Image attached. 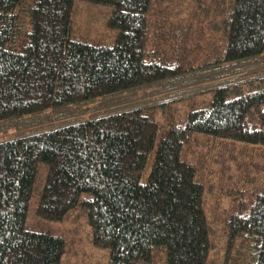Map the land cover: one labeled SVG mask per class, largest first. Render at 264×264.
<instances>
[{"label": "trees", "instance_id": "trees-1", "mask_svg": "<svg viewBox=\"0 0 264 264\" xmlns=\"http://www.w3.org/2000/svg\"><path fill=\"white\" fill-rule=\"evenodd\" d=\"M74 1L0 0V264H64L34 196L35 218L79 209L106 264H264V162L239 144L264 157V0H86L112 44L70 37ZM243 178L249 206L210 214L203 179Z\"/></svg>", "mask_w": 264, "mask_h": 264}, {"label": "rangeland", "instance_id": "rangeland-1", "mask_svg": "<svg viewBox=\"0 0 264 264\" xmlns=\"http://www.w3.org/2000/svg\"><path fill=\"white\" fill-rule=\"evenodd\" d=\"M110 7L103 3H92L86 0H75L73 6L72 22L70 37L72 39L90 41L93 39H98L102 43L112 44L116 36V30L107 27V17L109 14ZM252 77H256L254 83L264 82V72L259 71L253 73ZM210 138V137H209ZM245 148L252 150L251 159L253 160V167L255 163L264 162V157H261L253 153L252 145L247 143H239ZM246 160L248 156H245ZM150 169V163L143 173L142 180L145 179L147 172ZM228 173V172H227ZM254 174L253 171L245 170L244 177L246 174ZM216 177V174L213 175ZM256 180H260L257 178ZM210 181V180H209ZM228 183H223L218 180L216 183L213 181L212 187L207 185V180L203 179L204 186V206L208 209L209 213H212V206H208L207 202L212 201L214 206H217V210H226L228 207H232L233 211H236V206L239 201H244L249 206V200L253 197L250 193L253 191V186L256 182L246 181L240 179L238 183L229 180ZM259 183H256L258 185ZM36 197L34 196L31 200L29 207L27 222L35 230H49L53 233L62 235L68 242L67 248L62 256V262L64 264H106L108 260V250L106 248L95 246L92 244L89 238V227L85 222L84 216L80 215L79 209L71 210L62 221H49L34 217L32 214L33 207L35 205ZM32 211V212H31ZM86 227V230L83 229ZM72 228L77 230L76 238L79 240V244L76 248L71 247V241L73 238L68 236L67 230ZM220 227H215V231L212 234V238L217 237L216 244L223 242V235H221ZM85 233L87 238L85 237ZM162 264L163 256L155 257L154 264Z\"/></svg>", "mask_w": 264, "mask_h": 264}]
</instances>
